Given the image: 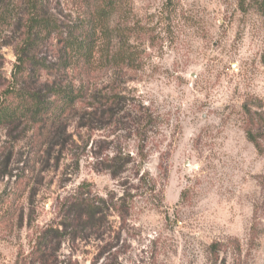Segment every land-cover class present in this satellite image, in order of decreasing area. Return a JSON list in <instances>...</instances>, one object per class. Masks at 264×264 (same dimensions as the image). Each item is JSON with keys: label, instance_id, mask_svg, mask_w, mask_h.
I'll list each match as a JSON object with an SVG mask.
<instances>
[{"label": "rangeland", "instance_id": "rangeland-1", "mask_svg": "<svg viewBox=\"0 0 264 264\" xmlns=\"http://www.w3.org/2000/svg\"><path fill=\"white\" fill-rule=\"evenodd\" d=\"M51 2L65 23L80 20L84 4L94 17L101 7L100 0ZM15 4L0 0V100L24 39L27 10L18 7L14 19ZM117 6L91 78L148 122L136 134L73 121L65 153L57 147L49 167L33 170L21 141L9 168L27 179L16 188L14 178L0 177V264H27L41 229L60 223L64 200L80 194L104 216V235L61 244L57 264H264V153L246 137L250 114L264 120V0ZM258 141L264 148V136ZM9 146L0 129V147ZM118 151L139 168L112 178L99 162Z\"/></svg>", "mask_w": 264, "mask_h": 264}, {"label": "trees", "instance_id": "trees-1", "mask_svg": "<svg viewBox=\"0 0 264 264\" xmlns=\"http://www.w3.org/2000/svg\"><path fill=\"white\" fill-rule=\"evenodd\" d=\"M16 5L9 8L12 17H18L21 6L27 10V16L22 26L25 29L22 46L16 53L18 64L13 82L8 93L3 94L6 98L0 100V129L10 139L8 148L0 147V177L14 178L16 188H20L27 177H18L9 167L21 141L26 140L29 146L27 160L33 170L36 165L49 167L57 147L59 156L65 153L74 141L73 135L68 134L73 121L78 129L94 131L119 126L127 130L136 128V134L148 121L144 113L140 116L129 113L120 92L99 91L91 78L100 61L99 48L109 33H113L106 23L117 11L118 0H100L101 7L95 17L84 4L80 9L81 19L74 23H65V15L62 11L56 12L51 0H20ZM42 52L44 57L40 58ZM43 78L46 79L42 81ZM245 111L250 113L248 109ZM263 136L262 113L250 114L246 137L259 153H264L258 141ZM58 164L57 158L55 165ZM99 164L104 165L101 169L108 171L112 178L120 177L130 166L139 168L137 159L121 151L104 156ZM142 177L139 183L144 182ZM61 209V222L41 229L27 264H57L56 253L61 244H73L92 236L102 239L104 216L88 195L65 199Z\"/></svg>", "mask_w": 264, "mask_h": 264}]
</instances>
